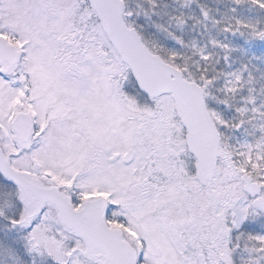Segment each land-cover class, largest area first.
Returning <instances> with one entry per match:
<instances>
[{"label": "snow or ice", "instance_id": "1", "mask_svg": "<svg viewBox=\"0 0 264 264\" xmlns=\"http://www.w3.org/2000/svg\"><path fill=\"white\" fill-rule=\"evenodd\" d=\"M0 264H264V0H0Z\"/></svg>", "mask_w": 264, "mask_h": 264}]
</instances>
